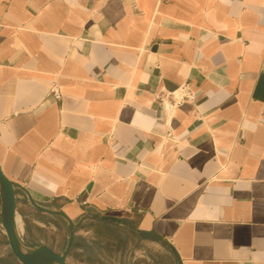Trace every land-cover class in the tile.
<instances>
[{
	"label": "crops",
	"instance_id": "obj_1",
	"mask_svg": "<svg viewBox=\"0 0 264 264\" xmlns=\"http://www.w3.org/2000/svg\"><path fill=\"white\" fill-rule=\"evenodd\" d=\"M0 168L25 246L68 224L22 187L76 223L66 264H101L94 224L264 264V0H0Z\"/></svg>",
	"mask_w": 264,
	"mask_h": 264
},
{
	"label": "rangeland",
	"instance_id": "obj_2",
	"mask_svg": "<svg viewBox=\"0 0 264 264\" xmlns=\"http://www.w3.org/2000/svg\"><path fill=\"white\" fill-rule=\"evenodd\" d=\"M60 227L58 231L38 233L42 239L51 246L60 250L65 246L68 228L65 221L58 220ZM96 233L111 240L110 244L98 247L102 255L101 264H174L172 258L160 243L145 238L143 235L129 231L119 226L94 224ZM17 232L22 236L24 231L22 224L17 223ZM44 236V237H43ZM21 238V237H20ZM25 243H34V239L27 241L22 237ZM95 256L90 252L89 256Z\"/></svg>",
	"mask_w": 264,
	"mask_h": 264
},
{
	"label": "water",
	"instance_id": "obj_3",
	"mask_svg": "<svg viewBox=\"0 0 264 264\" xmlns=\"http://www.w3.org/2000/svg\"><path fill=\"white\" fill-rule=\"evenodd\" d=\"M17 186L0 168V224L5 230L10 252L22 264H66L65 258L72 244L76 223L61 210L51 209L37 203L28 191L22 187L28 200L36 209L62 217L68 224V239L62 252H55L44 244L36 247L25 246L18 235L15 218Z\"/></svg>",
	"mask_w": 264,
	"mask_h": 264
},
{
	"label": "built area",
	"instance_id": "obj_4",
	"mask_svg": "<svg viewBox=\"0 0 264 264\" xmlns=\"http://www.w3.org/2000/svg\"><path fill=\"white\" fill-rule=\"evenodd\" d=\"M51 93L56 99L60 97L58 89H52ZM168 95L172 98L175 104H179L185 101H192L194 99V92L188 84L181 86L179 90L171 92Z\"/></svg>",
	"mask_w": 264,
	"mask_h": 264
},
{
	"label": "trees",
	"instance_id": "obj_5",
	"mask_svg": "<svg viewBox=\"0 0 264 264\" xmlns=\"http://www.w3.org/2000/svg\"><path fill=\"white\" fill-rule=\"evenodd\" d=\"M150 238V237H149Z\"/></svg>",
	"mask_w": 264,
	"mask_h": 264
}]
</instances>
